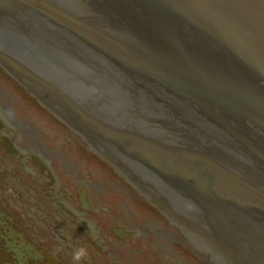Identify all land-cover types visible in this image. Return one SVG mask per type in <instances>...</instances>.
Returning a JSON list of instances; mask_svg holds the SVG:
<instances>
[{
    "label": "water",
    "instance_id": "1",
    "mask_svg": "<svg viewBox=\"0 0 264 264\" xmlns=\"http://www.w3.org/2000/svg\"><path fill=\"white\" fill-rule=\"evenodd\" d=\"M247 3L256 18L243 15ZM257 4L0 0V47L16 60L37 59L32 67L48 80H33L64 117L142 169L152 178L144 184L177 203L235 264H264V3Z\"/></svg>",
    "mask_w": 264,
    "mask_h": 264
},
{
    "label": "flooded vegetation",
    "instance_id": "2",
    "mask_svg": "<svg viewBox=\"0 0 264 264\" xmlns=\"http://www.w3.org/2000/svg\"><path fill=\"white\" fill-rule=\"evenodd\" d=\"M11 83L0 72V105L16 107L13 125L0 116V264H191L184 260L190 255L188 244L183 249L174 244L182 235L178 228L122 175L113 169H79L81 161L74 157L82 154L80 140L57 145L44 129L20 116L27 108L21 107L19 89ZM45 150L53 157V172L36 156ZM82 158L95 164L88 153ZM86 180L91 208H82L78 197ZM67 205L75 215L92 219L93 227L86 230L69 218L61 210ZM119 226L129 233L126 237Z\"/></svg>",
    "mask_w": 264,
    "mask_h": 264
},
{
    "label": "bare ground",
    "instance_id": "3",
    "mask_svg": "<svg viewBox=\"0 0 264 264\" xmlns=\"http://www.w3.org/2000/svg\"><path fill=\"white\" fill-rule=\"evenodd\" d=\"M5 107L7 108H3L1 105H0V116L3 118V120H5L7 123L13 125L14 122L11 120V118L14 116V112L12 110V107L11 105L7 102L6 104H4ZM46 150L44 151V153H42V151H40L39 153H37V157H39L42 161H46V166L47 168L49 169V171H54V168L53 166L51 165V160L53 159V157L50 155V154H45ZM45 154V155H43ZM45 159H43V158ZM54 176H55V173H53ZM52 180V178H50V180H46V182L50 183V181ZM87 180L83 182V185L78 187L79 190H78V197H79V200L81 202V207L82 208H91L92 206V201H91V190L88 189L87 187ZM96 188V187H95ZM98 189V188H97ZM90 199V200H89ZM64 203V202H63ZM62 204V203H61ZM62 211L66 212V215L69 217V218H75L77 222H79L81 224V226L83 228H85L86 230H90L92 227H93V222H92V219L90 218H86V217H83L82 215L80 214H77L75 215L73 212L70 211V208L69 206H64L61 208ZM78 213H82V212H78ZM75 215V216H74ZM118 229H120V234L121 235H124V237H126V235H128L129 233L125 230V228L123 227H118Z\"/></svg>",
    "mask_w": 264,
    "mask_h": 264
},
{
    "label": "rangeland",
    "instance_id": "4",
    "mask_svg": "<svg viewBox=\"0 0 264 264\" xmlns=\"http://www.w3.org/2000/svg\"><path fill=\"white\" fill-rule=\"evenodd\" d=\"M54 141H55V138H52ZM126 245V244H125ZM123 249V252H124V254H125V259H123L125 262H127V258H126V256H127V253H128V245H126L124 248H122ZM128 263V262H127Z\"/></svg>",
    "mask_w": 264,
    "mask_h": 264
}]
</instances>
